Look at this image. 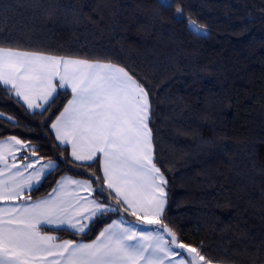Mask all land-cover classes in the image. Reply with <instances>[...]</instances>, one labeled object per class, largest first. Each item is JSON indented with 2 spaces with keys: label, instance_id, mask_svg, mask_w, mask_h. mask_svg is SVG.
I'll return each mask as SVG.
<instances>
[{
  "label": "trees",
  "instance_id": "16d2710c",
  "mask_svg": "<svg viewBox=\"0 0 264 264\" xmlns=\"http://www.w3.org/2000/svg\"><path fill=\"white\" fill-rule=\"evenodd\" d=\"M0 46L134 73L151 94L155 161L167 180L165 223L213 264H264V0H0ZM70 97L61 93L41 117L0 92V111L22 125L0 120V139L17 134L43 161L58 162L32 198L61 176L90 175L67 162L69 150L44 126ZM93 170L102 177L99 164ZM121 216L138 223L109 213L92 222L84 242Z\"/></svg>",
  "mask_w": 264,
  "mask_h": 264
},
{
  "label": "snow or ice",
  "instance_id": "6c2138e0",
  "mask_svg": "<svg viewBox=\"0 0 264 264\" xmlns=\"http://www.w3.org/2000/svg\"><path fill=\"white\" fill-rule=\"evenodd\" d=\"M176 12L182 16L181 8ZM189 28L200 31L194 20ZM69 90L63 110L44 126L50 124L57 147L70 146L67 162L90 175L61 176L47 196L33 200L29 193L57 160L41 164L39 149L17 134L0 139V264H213L164 221L167 180L155 161L152 99L143 81L111 62L0 46V92L22 102L25 114L43 117ZM0 120L22 126L2 111ZM109 213L138 223L121 216L84 242L92 222ZM59 230L81 239L46 234Z\"/></svg>",
  "mask_w": 264,
  "mask_h": 264
},
{
  "label": "crops",
  "instance_id": "0c3cea01",
  "mask_svg": "<svg viewBox=\"0 0 264 264\" xmlns=\"http://www.w3.org/2000/svg\"><path fill=\"white\" fill-rule=\"evenodd\" d=\"M71 98V97H70ZM69 98V99H70ZM54 133V132H53ZM4 139H7V138H4ZM67 149L69 150V152H71V148H70V146H67ZM32 159H35V157H32ZM44 163H47V161H41V164H44ZM37 167H39V165H37ZM65 176H68V175H65ZM72 177V176H71ZM73 179H83V178H75V177H72ZM44 181V180H43ZM42 181V182H43ZM42 184V183H41ZM57 185L55 184V186L54 187H56ZM53 187V188H54ZM83 194V193H82ZM29 195H30V193H29ZM45 196H47V194L46 195H43V196H41V197H38V198H35V197H33L32 199L33 200H37V199H40V198H42V197H45ZM26 198V197H25ZM17 203H19V201H17ZM166 204H167V197H166ZM166 204H165V208H166ZM165 208H164V211H165ZM133 225H136V224H133ZM145 227V229H154L155 227L153 226V225H145L144 226ZM48 235H50V234H48ZM90 242V241H89Z\"/></svg>",
  "mask_w": 264,
  "mask_h": 264
},
{
  "label": "rangeland",
  "instance_id": "374dc122",
  "mask_svg": "<svg viewBox=\"0 0 264 264\" xmlns=\"http://www.w3.org/2000/svg\"><path fill=\"white\" fill-rule=\"evenodd\" d=\"M164 4H168L170 0H161Z\"/></svg>",
  "mask_w": 264,
  "mask_h": 264
}]
</instances>
